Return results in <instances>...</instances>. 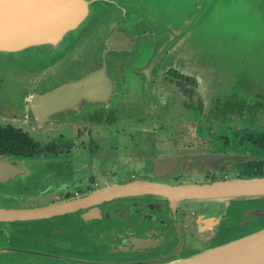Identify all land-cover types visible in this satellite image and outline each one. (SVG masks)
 <instances>
[{"label":"flooded vegetation","instance_id":"af4514ba","mask_svg":"<svg viewBox=\"0 0 264 264\" xmlns=\"http://www.w3.org/2000/svg\"><path fill=\"white\" fill-rule=\"evenodd\" d=\"M166 54L158 45L149 55L137 73L135 99L85 112L71 127L43 133L31 113H0V208L64 205L44 218L0 222V264H160L243 237L249 233L233 234L264 221L232 219L254 200L216 203L217 213L206 216L218 222L202 223L204 206L193 201L150 194L94 198L139 181L264 177V94L209 93L197 75L169 65ZM10 106L16 104L10 100ZM147 135L155 153L131 154Z\"/></svg>","mask_w":264,"mask_h":264},{"label":"water","instance_id":"95a60500","mask_svg":"<svg viewBox=\"0 0 264 264\" xmlns=\"http://www.w3.org/2000/svg\"><path fill=\"white\" fill-rule=\"evenodd\" d=\"M176 2L0 0V95L5 87L6 95L18 99L5 96L1 102L12 97L16 107H9V112L31 113L40 130L71 127L85 112L135 99L140 92V64L158 45L167 51L169 65L197 75L202 85L213 88L214 95H222L217 94L216 85L203 84L200 67L193 60L198 52L182 39L190 17L194 22L202 16L222 21L223 31L235 33L224 37L221 51L240 56L243 64L257 54L264 63V0H190L189 8L181 7L185 17L180 20L173 17L175 6L173 16L162 11L164 4ZM145 31L152 32L151 36L143 35ZM25 60H33L32 65L23 63ZM20 64L29 69H21ZM256 79L253 90L264 94V69L258 70ZM135 194L199 203L204 206L200 221L217 223L216 216H206L217 209L216 203L264 198V177L178 185L139 181L108 187L94 198ZM63 207L0 208V222L44 218ZM252 218L264 219V204L248 205L232 217L238 222ZM160 264H264V228Z\"/></svg>","mask_w":264,"mask_h":264},{"label":"rangeland","instance_id":"374dc122","mask_svg":"<svg viewBox=\"0 0 264 264\" xmlns=\"http://www.w3.org/2000/svg\"><path fill=\"white\" fill-rule=\"evenodd\" d=\"M189 5H190V0H177L175 5L164 4L162 6V11L171 12V15L169 16H173L172 12H173V7L175 6L176 7L175 10L177 11V13L174 11L175 16L173 17L174 19L177 18V20H180L182 17H185L181 15L183 13V11H180L181 7L183 6L185 8H189ZM166 16L167 15H165V17ZM205 17L206 16H202L201 19L198 20L197 22H194V17H190V19L192 20L187 26V31H185L184 35L182 36L184 43H186V45L190 47V50L198 52V54L194 57L193 60H194V64L197 67H200V74L204 78V81L206 82V83L203 82V84L209 85L210 88L213 85H216L217 86L216 92H220L217 94L222 93V95L226 96L236 93L242 98L245 99L251 98L253 95L256 94L255 92L257 91V90L256 91L253 90V87L257 85L256 75L258 74V70L264 69L263 67L264 63L262 64V59L259 58V55L254 54L249 59L248 62H245L243 64L240 63L241 61L240 56H237L236 54H232V55L226 54L223 51H221V46L224 43L223 41L224 37L226 35L234 34L235 32L226 33L221 29L223 26L222 21L216 20L215 22L214 20L205 19ZM153 25L155 26L154 23ZM162 26L163 24H161V27ZM179 26L180 25H178V27ZM165 35L166 34L162 32V37H164ZM237 42L238 41H235L234 45L237 44ZM149 55H151V53ZM146 56L147 54L143 57L144 60L140 64L141 73L147 67V65L145 64ZM32 61L33 60H29V61L25 60L23 63L31 64ZM25 64H20V68L29 69L28 66ZM138 87L139 90H141V81L139 79H138ZM203 87L204 89H207L209 93L214 94L212 91L213 88L209 89L205 85H203ZM4 89L0 95V113H5V112L11 113L9 112L8 109L9 107H11L10 100L13 101V98L12 97L9 98L4 103L1 101L5 99V96L7 97L13 96L16 99L17 97H15V95L12 94L6 95V91ZM41 132L48 133L49 131L41 129ZM151 136L152 135H150V137L148 135L139 137L140 138L139 144L134 146L135 149L134 147L132 148L131 154L135 153L136 155L139 156H149L154 154L155 153L154 143L152 142ZM115 140L117 139L116 138L112 139V141ZM100 141L102 143H106V140L104 138H100ZM257 200H254L253 203L254 204L261 203V202L258 203ZM223 211L224 210H219L218 213L222 214ZM215 213H217L216 210L215 212H211V214H215ZM242 228L243 229L241 230V233L238 234L234 233L233 236H238V235L240 236L241 234H245V233L250 234L251 232L258 231L259 229L264 228V221L259 222L258 224L255 225L244 226ZM1 240L5 241L3 236L0 237V241ZM27 245L30 246V243H27Z\"/></svg>","mask_w":264,"mask_h":264}]
</instances>
